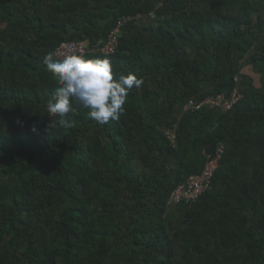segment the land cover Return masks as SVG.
I'll use <instances>...</instances> for the list:
<instances>
[{
	"label": "trees",
	"instance_id": "1",
	"mask_svg": "<svg viewBox=\"0 0 264 264\" xmlns=\"http://www.w3.org/2000/svg\"><path fill=\"white\" fill-rule=\"evenodd\" d=\"M118 26L85 58L141 86L60 125L43 56ZM206 155L210 188L176 203ZM0 264H264V0H0Z\"/></svg>",
	"mask_w": 264,
	"mask_h": 264
},
{
	"label": "clouds",
	"instance_id": "2",
	"mask_svg": "<svg viewBox=\"0 0 264 264\" xmlns=\"http://www.w3.org/2000/svg\"><path fill=\"white\" fill-rule=\"evenodd\" d=\"M56 56L55 52L43 56V63L59 85L48 99L46 110L60 117L62 126L68 123L63 117L74 111L73 103L88 109L89 117L99 125L118 120L129 92L142 84L131 73L114 79L112 63L106 58L91 60L83 54H69L63 59Z\"/></svg>",
	"mask_w": 264,
	"mask_h": 264
},
{
	"label": "built area",
	"instance_id": "3",
	"mask_svg": "<svg viewBox=\"0 0 264 264\" xmlns=\"http://www.w3.org/2000/svg\"><path fill=\"white\" fill-rule=\"evenodd\" d=\"M118 35L119 26L111 31V33L107 37L106 42L103 45L97 46L93 49H91L89 45L83 41L64 42L56 48V58L63 59L65 55L69 54H83L84 56H86L89 53H98L103 56L111 55L115 52ZM238 98H240V96L237 94V92H233L230 100L225 99V97L222 95L214 99H209L206 101V103L211 105L212 107L227 111L231 109ZM220 149H223V147L221 146ZM206 157L208 158V162L202 174L199 176H191L186 181V183L180 185L174 192L173 200L176 203L180 202L181 200H185L186 202L195 201L202 192L210 188V179L218 166L220 156L217 155L212 158L210 155H206Z\"/></svg>",
	"mask_w": 264,
	"mask_h": 264
},
{
	"label": "rangeland",
	"instance_id": "4",
	"mask_svg": "<svg viewBox=\"0 0 264 264\" xmlns=\"http://www.w3.org/2000/svg\"><path fill=\"white\" fill-rule=\"evenodd\" d=\"M251 73V72H250Z\"/></svg>",
	"mask_w": 264,
	"mask_h": 264
}]
</instances>
